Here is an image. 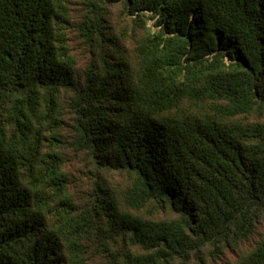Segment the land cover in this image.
Here are the masks:
<instances>
[{"label": "trees", "instance_id": "1", "mask_svg": "<svg viewBox=\"0 0 264 264\" xmlns=\"http://www.w3.org/2000/svg\"><path fill=\"white\" fill-rule=\"evenodd\" d=\"M111 1L0 0V264H264V0Z\"/></svg>", "mask_w": 264, "mask_h": 264}, {"label": "rangeland", "instance_id": "2", "mask_svg": "<svg viewBox=\"0 0 264 264\" xmlns=\"http://www.w3.org/2000/svg\"><path fill=\"white\" fill-rule=\"evenodd\" d=\"M101 1H103V3H101ZM92 2L100 3L101 6L105 8V10L109 13V20L111 21V25L118 32H126L128 30L134 29L133 22H135V17L127 15L125 10L123 9V6H121L120 4H114V2L111 0H69L68 5L70 7L74 23L80 21L83 15L88 11L87 5ZM153 24L154 21H150L149 27ZM70 45L72 49V54L76 57L78 61V68L80 70H84L92 55L90 53V48L73 29L70 30ZM67 159L68 164L66 168L73 181L72 188L75 189L76 192L85 193V189L89 188L91 185V180L87 178V176L90 174L89 170L85 167L80 158L78 159L77 157H75L73 151L68 152ZM111 178V175L107 177V179H110V181ZM113 179L116 182H120L123 180L117 175H115ZM252 246L253 244H249L237 253H229L223 262H216L214 264H234L239 258V256H241V254L244 255L248 251H250Z\"/></svg>", "mask_w": 264, "mask_h": 264}]
</instances>
